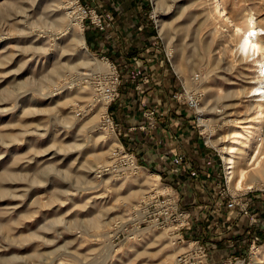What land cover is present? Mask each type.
<instances>
[{"label":"rangeland","instance_id":"obj_1","mask_svg":"<svg viewBox=\"0 0 264 264\" xmlns=\"http://www.w3.org/2000/svg\"><path fill=\"white\" fill-rule=\"evenodd\" d=\"M137 1L135 9L154 38L146 41L142 33L124 50L129 61L118 64L105 55L108 51L89 46L98 28L77 12L80 6L101 15V0H0V264H173L185 244L172 241L166 228L142 223L128 231V212L142 196L172 192L189 221L221 213L225 191L264 190V184L230 189L220 145L213 142L240 132L229 144L235 146L236 139L246 148L250 144L253 56L241 60L239 43L209 14L214 0H160L158 16L154 0ZM219 1L224 16L236 21L252 16L264 46V0ZM169 6L178 8L168 12ZM73 30L80 32L82 44ZM150 53L160 65H134L132 56L141 55L140 61ZM114 71L117 94L106 103L97 89L108 85ZM147 86L158 89L166 102L174 100L187 113L182 120H190L205 143L217 166L216 183L205 189L214 195L212 203L196 208L189 195L182 202L168 179L144 163L137 144L149 134L138 127L145 124L141 111L152 106L146 103ZM121 91L119 100L129 111L119 131L121 114L110 112V106ZM176 91L195 94L196 112L184 100L171 98ZM120 144L134 154L137 166L97 175L110 160V149ZM206 172L210 176L198 177L204 182L212 177ZM197 196L198 202L205 199ZM253 247H261L256 262ZM216 264H264V237Z\"/></svg>","mask_w":264,"mask_h":264},{"label":"crops","instance_id":"obj_2","mask_svg":"<svg viewBox=\"0 0 264 264\" xmlns=\"http://www.w3.org/2000/svg\"><path fill=\"white\" fill-rule=\"evenodd\" d=\"M101 2L103 7L100 11L104 28L96 29L93 37H89L87 42L89 46L93 44V47L101 48L103 53L108 51L105 55L110 59L114 57L113 61H117L118 64H124V59L129 61L128 55L124 52L127 46L135 44L133 42L135 39H142V33H145L146 41L152 40L153 31L147 29V25L141 19L140 11L135 9L137 0H101ZM125 2H128V6L123 4ZM140 56L138 55L139 59ZM131 58L137 60L134 61V65L139 69L144 66L150 69L160 65V62H154L157 59L154 53L147 54L146 58L140 61L134 56ZM156 77L159 78L158 74ZM146 88V103H152L151 105L156 108L157 120L154 127L146 128L149 134H144L142 142L137 144L142 150V157L146 159L144 163L147 166L153 165L168 179L167 182L180 193L182 202L189 199V195L196 208L210 202V199L212 203L215 200L214 195L209 194L205 189L209 186L213 187L216 183L214 180L217 174L213 175V173L217 166L212 161L210 152L205 151V143L201 138L198 139L195 129L189 125L190 120H182V117H187V113H182L183 110L174 104V100L166 102L167 100L160 96L158 89L148 86ZM123 93L125 92L119 93L115 106L113 103L110 106V112L121 114L119 131L124 128L129 111V105L119 100L123 97ZM142 120L144 121L143 118ZM124 134L127 135V132L124 131ZM206 171L212 173L208 182L198 178L203 173L207 174ZM213 190L215 192V188ZM197 194H201L206 200L202 199L198 202L200 197ZM241 200L247 203L246 213L240 212L237 205L222 204L221 213H217V216L206 215L205 218L194 217L189 220L187 229H190V233L184 235L199 236L203 239L211 264L218 263L228 253L240 252L250 241L254 242L264 237V190L245 191L241 195Z\"/></svg>","mask_w":264,"mask_h":264},{"label":"built area","instance_id":"obj_3","mask_svg":"<svg viewBox=\"0 0 264 264\" xmlns=\"http://www.w3.org/2000/svg\"><path fill=\"white\" fill-rule=\"evenodd\" d=\"M77 12L82 18L89 17L90 22L94 23L98 29H102L101 15L93 13L84 7H77ZM93 16H91V13ZM112 68V66H109ZM119 83L118 74L114 71L110 77L108 85H103L97 89V95L100 96L106 103L112 100L117 94L116 86ZM171 98L175 100H184V102L196 112V96L193 93H185L181 95L179 92H172ZM142 118L145 124H140L139 128H152L157 120L156 108L148 107L141 111ZM110 160L100 166L96 170V174H118L127 170L134 169L135 156L131 151H128L122 144L115 145L109 151ZM175 190V189H173ZM227 190V188H226ZM172 191V190H171ZM245 192V191H243ZM243 192L230 193L226 192V205H237L238 210L242 213L247 212V203L241 200ZM129 226L128 231L137 230L142 223H151L157 227H164L168 231L169 238L172 241L185 244L173 261V264H210L207 256V246L203 239L199 236H186L182 234L181 229L189 226V221L186 213L179 208L177 198L172 192L163 190L161 192L152 191L142 196L134 205L131 206L128 212ZM186 238V239H184ZM253 242H249V246ZM236 256H232L235 258Z\"/></svg>","mask_w":264,"mask_h":264},{"label":"bare ground","instance_id":"obj_4","mask_svg":"<svg viewBox=\"0 0 264 264\" xmlns=\"http://www.w3.org/2000/svg\"><path fill=\"white\" fill-rule=\"evenodd\" d=\"M159 2L160 0H154V16L159 15ZM210 4L209 14H211L213 18L219 20V24L221 22L222 25L227 29L228 35H230V37H232L233 40L239 43L241 46V60L246 61L249 56H253L254 58L252 61L255 63V65L253 73L250 76L253 81L249 82V88L252 93H255L251 95L252 99L250 100L249 105L250 108L253 109L255 116L251 118V120H253L251 127L241 126V128L250 127L253 129L248 132L249 135L246 140V142H250V144L248 145V148H246L243 146L245 141L240 142L237 139L235 146L232 145L234 144L232 142L229 144V139L234 135L238 137L240 132L230 133L226 139L222 137L213 142L217 145H220L222 157L226 164L225 167L227 170L226 177L228 187L232 190L247 189L252 187L255 188L264 184V46H262L260 42L262 36L260 37L259 33L257 32V27L259 25L256 24V21L254 18H252V16L245 15L246 17H243L244 19L242 21H236L229 16H224V6H221L219 0H214L211 6ZM175 7L172 8L169 6L167 11L172 12ZM177 8L178 7L175 8V11ZM162 28L163 26L161 27V30ZM259 28H261V26ZM72 36L78 39L80 44H82L83 39L79 31L75 32V30H73ZM78 47L82 48L81 46ZM90 59L92 58L90 57ZM175 66L176 69H179L178 64ZM215 66H217V64ZM214 68L215 67H213V69ZM202 124L206 125L205 121H203ZM259 248L261 247H253V252L255 253H252V257L255 262L258 261L257 251Z\"/></svg>","mask_w":264,"mask_h":264},{"label":"snow or ice","instance_id":"obj_5","mask_svg":"<svg viewBox=\"0 0 264 264\" xmlns=\"http://www.w3.org/2000/svg\"><path fill=\"white\" fill-rule=\"evenodd\" d=\"M251 35V34H250Z\"/></svg>","mask_w":264,"mask_h":264}]
</instances>
